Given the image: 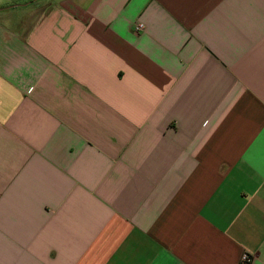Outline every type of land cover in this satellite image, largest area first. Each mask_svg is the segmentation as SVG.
Listing matches in <instances>:
<instances>
[{"label": "crops", "instance_id": "crops-1", "mask_svg": "<svg viewBox=\"0 0 264 264\" xmlns=\"http://www.w3.org/2000/svg\"><path fill=\"white\" fill-rule=\"evenodd\" d=\"M243 253L264 264V0H0V264Z\"/></svg>", "mask_w": 264, "mask_h": 264}, {"label": "built area", "instance_id": "built-area-1", "mask_svg": "<svg viewBox=\"0 0 264 264\" xmlns=\"http://www.w3.org/2000/svg\"><path fill=\"white\" fill-rule=\"evenodd\" d=\"M134 30L136 32H139L141 30H143V24L141 22L137 23L135 26H134ZM250 255L247 254V253H243L241 255V258H240V263L241 264H247L249 261H250Z\"/></svg>", "mask_w": 264, "mask_h": 264}]
</instances>
